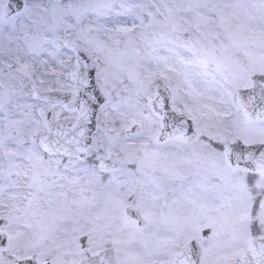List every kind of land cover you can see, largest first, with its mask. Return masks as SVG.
Wrapping results in <instances>:
<instances>
[{"label":"snow or ice","instance_id":"6c2138e0","mask_svg":"<svg viewBox=\"0 0 264 264\" xmlns=\"http://www.w3.org/2000/svg\"><path fill=\"white\" fill-rule=\"evenodd\" d=\"M0 264H264V0H0Z\"/></svg>","mask_w":264,"mask_h":264}]
</instances>
